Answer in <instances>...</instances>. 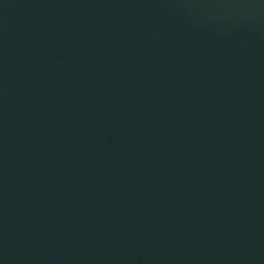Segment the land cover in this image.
Returning <instances> with one entry per match:
<instances>
[{
    "label": "water",
    "instance_id": "95a60500",
    "mask_svg": "<svg viewBox=\"0 0 264 264\" xmlns=\"http://www.w3.org/2000/svg\"><path fill=\"white\" fill-rule=\"evenodd\" d=\"M0 264H264V0H0Z\"/></svg>",
    "mask_w": 264,
    "mask_h": 264
}]
</instances>
